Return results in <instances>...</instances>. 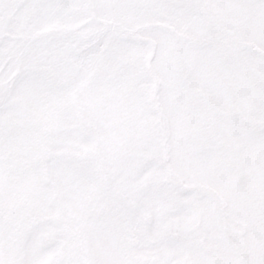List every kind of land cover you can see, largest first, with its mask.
<instances>
[{"label": "snow or ice", "instance_id": "snow-or-ice-1", "mask_svg": "<svg viewBox=\"0 0 264 264\" xmlns=\"http://www.w3.org/2000/svg\"><path fill=\"white\" fill-rule=\"evenodd\" d=\"M0 264H264V0H0Z\"/></svg>", "mask_w": 264, "mask_h": 264}]
</instances>
